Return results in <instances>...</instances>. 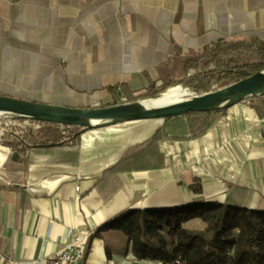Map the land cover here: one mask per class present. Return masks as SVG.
Returning <instances> with one entry per match:
<instances>
[{"label": "crops", "instance_id": "0c3cea01", "mask_svg": "<svg viewBox=\"0 0 264 264\" xmlns=\"http://www.w3.org/2000/svg\"><path fill=\"white\" fill-rule=\"evenodd\" d=\"M249 39L264 42V0H0V95L99 107L180 78L206 46ZM177 118L94 127L16 155L0 144V264L54 255L79 231L90 233L84 264H168L97 231L128 210L223 202L235 186L264 208V103L225 108L199 137L151 141L182 130Z\"/></svg>", "mask_w": 264, "mask_h": 264}, {"label": "trees", "instance_id": "16d2710c", "mask_svg": "<svg viewBox=\"0 0 264 264\" xmlns=\"http://www.w3.org/2000/svg\"><path fill=\"white\" fill-rule=\"evenodd\" d=\"M263 69V41L220 40L185 59L180 78L99 107L155 97L176 85L193 94H205ZM242 101L264 103V94ZM223 110L189 111L177 118L184 123L182 130L165 132L161 129L151 141L199 137L212 127ZM2 116L14 121L5 124L0 133V144L8 148L11 155L32 147L75 144L82 132L76 126ZM190 188L194 193H201L197 179ZM248 195L247 188L235 186L223 202L198 200L176 207L128 210L97 232L112 228L121 233L137 259L169 263L180 258L183 264H264V208L248 207Z\"/></svg>", "mask_w": 264, "mask_h": 264}, {"label": "water", "instance_id": "95a60500", "mask_svg": "<svg viewBox=\"0 0 264 264\" xmlns=\"http://www.w3.org/2000/svg\"><path fill=\"white\" fill-rule=\"evenodd\" d=\"M264 94V69L205 94H189L162 106H149L145 99L102 107L46 104L0 95V115L80 127V131L108 124L147 118H172L189 111H217L245 98ZM150 99V98H149ZM17 153L15 152L14 155Z\"/></svg>", "mask_w": 264, "mask_h": 264}, {"label": "built area", "instance_id": "2783aa9c", "mask_svg": "<svg viewBox=\"0 0 264 264\" xmlns=\"http://www.w3.org/2000/svg\"><path fill=\"white\" fill-rule=\"evenodd\" d=\"M89 236V232H76L54 255L22 262L12 261L9 264H84ZM178 264H181L179 259Z\"/></svg>", "mask_w": 264, "mask_h": 264}, {"label": "bare ground", "instance_id": "6f19581e", "mask_svg": "<svg viewBox=\"0 0 264 264\" xmlns=\"http://www.w3.org/2000/svg\"><path fill=\"white\" fill-rule=\"evenodd\" d=\"M183 93H185L184 89H182L180 86H174L172 88H169L164 95H162L156 99L146 101L145 104H147L149 106L166 105V104H169V103H172L174 101L179 100L181 98V96L183 95ZM178 259L181 262V264H183V262L180 258H175L171 262H169L168 264H178Z\"/></svg>", "mask_w": 264, "mask_h": 264}, {"label": "rangeland", "instance_id": "374dc122", "mask_svg": "<svg viewBox=\"0 0 264 264\" xmlns=\"http://www.w3.org/2000/svg\"><path fill=\"white\" fill-rule=\"evenodd\" d=\"M172 87H174V86H172ZM172 87H169V88H172ZM180 87H181V86H180ZM169 88H167L166 91H165L163 94H160V95H158V96L142 98V99H145V100H143V102L146 103V101H149V100H152V99H156V98H158V97L164 95V94L167 92V90H168ZM189 94H191V92H189L188 90H185V93H183V95L181 96V98H186V97L189 96ZM149 98H150V99H149ZM109 100H110V99H109ZM109 100H108V101H109ZM0 116H1V115H0ZM11 122L13 123L14 121L11 120V119L6 118V117H4V116L0 117V133H1L2 127H3L5 124H10ZM194 223L197 224L198 222H197V221H194Z\"/></svg>", "mask_w": 264, "mask_h": 264}]
</instances>
